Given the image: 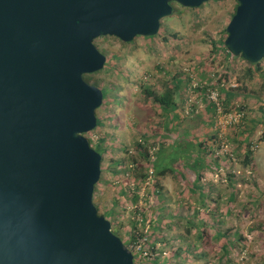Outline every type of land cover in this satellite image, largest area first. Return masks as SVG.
<instances>
[{
    "label": "rangeland",
    "instance_id": "1",
    "mask_svg": "<svg viewBox=\"0 0 264 264\" xmlns=\"http://www.w3.org/2000/svg\"><path fill=\"white\" fill-rule=\"evenodd\" d=\"M237 5V0H209L194 8L174 3L173 13L161 21L165 33L151 39L136 36L130 42L111 35L94 41L114 68L85 76L92 75L89 82L101 88L122 89L107 94L96 111L99 125L85 134L92 146L105 148L94 202L100 214L116 211L112 218L110 212L104 215L126 243L133 233L139 237L135 252L141 263L153 257L161 264H264V58L259 68L242 56L226 54V28ZM178 73L191 78L183 93L188 99L179 109L180 122L217 136L208 140L212 150L199 153L209 165L199 170L201 186L196 191L182 175L188 173L186 165L176 157L166 158L174 170L160 177V202L152 195L153 168L139 156L136 141L149 137L145 145L152 158L158 156L161 143L170 151L173 133L164 136L166 116L144 85L164 92L174 87ZM220 86L236 93L227 109ZM203 96L219 105L210 117L215 124H203L209 117ZM190 134L178 128V136ZM182 159L188 161L187 156ZM142 165L152 175L143 183L134 178ZM136 192L140 198L133 202ZM202 198L205 204L199 203ZM225 239L231 240L228 251ZM142 241L155 249L143 251Z\"/></svg>",
    "mask_w": 264,
    "mask_h": 264
},
{
    "label": "water",
    "instance_id": "2",
    "mask_svg": "<svg viewBox=\"0 0 264 264\" xmlns=\"http://www.w3.org/2000/svg\"><path fill=\"white\" fill-rule=\"evenodd\" d=\"M209 0H0V264H135L94 202L103 154L104 69L95 40L155 36L174 3ZM225 46L264 58V0H237Z\"/></svg>",
    "mask_w": 264,
    "mask_h": 264
},
{
    "label": "trees",
    "instance_id": "3",
    "mask_svg": "<svg viewBox=\"0 0 264 264\" xmlns=\"http://www.w3.org/2000/svg\"><path fill=\"white\" fill-rule=\"evenodd\" d=\"M166 29L164 27H161L160 31L158 34L161 33H165ZM226 34H227V30H226ZM155 36H145V38L151 39L156 37ZM165 39H167V37H165ZM223 48L226 51V54L229 56L231 53L227 50L226 46H225V41L223 43ZM215 48L216 50H218L217 48V44L216 42H214ZM117 56L116 54H112V57ZM235 58V57H234ZM251 66H259L260 67V63H250L248 62ZM105 67H112L114 68L113 63L111 62L110 58H107V63L105 65ZM115 69L119 72L120 68L119 67H115ZM251 70V69H250ZM181 73L176 74L173 79L176 82L174 87H167L165 89L164 92H158L155 91L153 89H151V87H149V85H144V91L147 93V95L149 97L152 98V101L155 105L159 106L164 113V116H166L165 119V130L164 131V136H169L171 137L170 133H173V139L171 142V146H170V151L168 150V148L165 147L164 143H161L159 150H158V156L152 158V155L149 152V147L145 145V141L149 138L146 137L144 135L145 140H140V141H136V146H137V151L139 152V156L144 158V160H147L148 163L151 165V167L153 168V176H155L154 178H156L155 184L152 187V195H155L158 199L160 197V202L163 201V186L161 184L160 181V177H165L168 172L171 170H174V167H172L171 164L167 163L166 158L167 157H171V159L173 161H175V157L178 158V160H181L182 164H185L186 166V170L188 171V173L183 172L182 175L183 177L188 176V180H191L192 182V186H190V189H193L194 191H196V188L200 187L201 185H199L198 181L201 179V175L199 174V170L203 167H206L208 164V162L206 163V160L203 159V157L199 156L200 152H206L210 151L212 149H210V146L208 145V140L209 139H215V137L217 136L216 133H213L212 135H209L207 133H205V131L203 130H199V129H190V127L185 126L184 122H180L181 121V116H180V112L179 109L183 106L182 102L183 100L186 101L188 98L185 97V91L186 88H188L189 85V81H191V78L189 76H182L180 75ZM180 75V76H179ZM85 79L87 81H91L93 79L92 75H87L85 76ZM185 88V89H184ZM104 91V98H106L107 94H109L111 91H115V90H122L120 88H118L117 86H113V87H108L105 86L102 88ZM220 90V94L224 95V100L225 102H223V105L225 107V109H227V107L229 106V104H231V99L236 95V93L234 91H230L225 89L224 87H219ZM120 98V97H118ZM207 108H208V119L207 120H203V124H215L216 121L214 120H210V117L212 115H215L217 113V109L219 107L217 101L208 98L206 96H203ZM110 102V100H107ZM105 101V102H107ZM102 107V106H101ZM177 120V122H176ZM99 120H98V125H99ZM178 128H180V132L183 134V130L188 132H191L190 135H186V136H178ZM150 136V135H149ZM165 137V138H166ZM103 140V139H102ZM90 143L92 144V141L89 140ZM179 144L182 145V147H179ZM93 145V144H92ZM95 148V145L93 146ZM97 151H99L101 154H104L105 152V148L102 147L100 144L96 145L95 148ZM180 149H181V154H180ZM187 156L188 161L185 163V161H183V157ZM252 156V151L250 149L247 150L246 153V158L245 160L247 162H249L250 158ZM133 163L137 164L138 161L137 159H133ZM216 164V161L213 162V164ZM142 168L141 171L135 169L134 172V178L135 179H140V182L143 183L147 180L148 177H151L152 175H150L149 173V168H145L143 165L140 166ZM150 167V166H149ZM102 181V179H101ZM100 182V181H99ZM139 188V186L137 187ZM97 191H95L96 193ZM126 192V191H124ZM140 198V193L136 192L133 197L132 200L133 202H137ZM199 203L205 204L204 202V198L198 200ZM226 212L230 211L229 206H227V208L225 209ZM135 213L138 211V209L134 210ZM112 215L111 218L113 217V215L116 213V211L114 209H110L105 213H109ZM103 213V215H104ZM108 218V217H107ZM136 222V220H135ZM192 223V222H191ZM113 224V223H112ZM193 224V223H192ZM195 225V224H194ZM201 236H203V234H201ZM141 238V237H140ZM139 237H137L136 234L133 233L132 237L128 239L127 243L125 242L126 240H124V242L127 244L128 247H130L132 249V251L134 252L135 255V264H161L157 258H153V257H149L148 260L146 262L141 263L138 260V255L136 254L135 250H136V243L138 242ZM143 243V241H142ZM224 248L226 249V251H228V248L231 247V240H227L225 239L224 241ZM143 251L147 252H151L154 248L153 244L149 243L147 244V242L143 243Z\"/></svg>",
    "mask_w": 264,
    "mask_h": 264
}]
</instances>
